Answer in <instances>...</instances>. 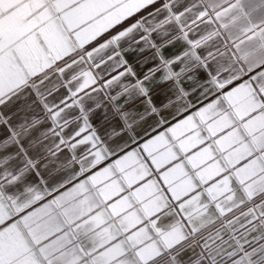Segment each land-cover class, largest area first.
Returning a JSON list of instances; mask_svg holds the SVG:
<instances>
[{"label":"snow or ice","instance_id":"1","mask_svg":"<svg viewBox=\"0 0 264 264\" xmlns=\"http://www.w3.org/2000/svg\"><path fill=\"white\" fill-rule=\"evenodd\" d=\"M0 264H264V0H0Z\"/></svg>","mask_w":264,"mask_h":264},{"label":"crops","instance_id":"2","mask_svg":"<svg viewBox=\"0 0 264 264\" xmlns=\"http://www.w3.org/2000/svg\"><path fill=\"white\" fill-rule=\"evenodd\" d=\"M46 202V201H45ZM38 206V205H37Z\"/></svg>","mask_w":264,"mask_h":264}]
</instances>
